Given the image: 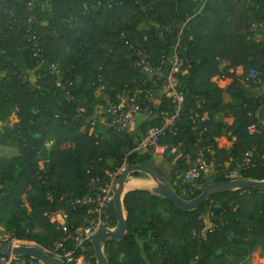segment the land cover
Returning a JSON list of instances; mask_svg holds the SVG:
<instances>
[{"label":"trees","instance_id":"16d2710c","mask_svg":"<svg viewBox=\"0 0 264 264\" xmlns=\"http://www.w3.org/2000/svg\"><path fill=\"white\" fill-rule=\"evenodd\" d=\"M27 1L0 0V71L5 74L0 79V121L9 114L18 118L11 127L0 129V146L16 147L19 152L18 156L0 155V183L4 187L0 223L10 237L37 239L33 229L39 227L45 234L38 240L44 247L51 245L60 232L46 213L65 205L59 197L63 193L80 194L89 176L97 171L93 166L112 169L134 144L133 138L116 131H110L107 139L100 138L96 134L102 132L91 131L79 116V109L92 110L96 101L94 82L99 74L104 76L105 89L111 95L140 79L125 41L136 42L147 34L152 47L169 49L175 35L167 33L166 42L156 40L154 30L160 26H179L188 18L179 49L187 59L180 89L189 105L197 98L203 99L204 109L211 114L203 141L198 142V133L186 122L185 132L176 138L188 136L193 154L197 145L209 148L207 156L213 161L214 172L203 179L196 192L179 194L190 199L209 183L228 181L224 162L238 158L254 144L264 154L263 131L254 138L246 130L250 123L258 122L264 90L247 96L228 69L225 71L233 82L227 88L212 80L223 73L221 61H227L228 68L242 66L246 76L251 68H258L264 83V44L249 31L253 23L264 21V0H207L202 9L193 0H113L111 5L107 0H51L42 9L39 22L49 30L44 37L45 51L59 63L66 89L56 85V76L37 62L23 28L19 29L4 13L6 7L25 8ZM37 3L42 8L44 0ZM225 92L239 102L225 103ZM164 108L163 104L155 107L152 118L139 125L137 137L145 126L159 124ZM226 111L233 116L227 126L214 118ZM226 131L236 136L229 151L218 148L215 140ZM128 162L151 167L171 183L179 174L171 158L157 161L150 151L132 153ZM232 167L233 162L227 169ZM241 177L264 179V161L258 160ZM29 188L45 196L36 198L27 193L23 198ZM125 206L128 233L121 242H107L110 264H241L257 245L264 250V191L248 189L214 195L194 211L181 210L160 196L135 191L126 195ZM222 208L224 226L207 232L200 240L195 237L194 231L201 232L206 223L200 215L210 209L219 216ZM68 211L70 225L81 222L86 213L84 209ZM110 212L111 225H115L113 204Z\"/></svg>","mask_w":264,"mask_h":264},{"label":"built area","instance_id":"2783aa9c","mask_svg":"<svg viewBox=\"0 0 264 264\" xmlns=\"http://www.w3.org/2000/svg\"><path fill=\"white\" fill-rule=\"evenodd\" d=\"M112 1L107 0V3L111 5ZM193 1L199 2L202 9L207 0ZM50 4L51 0H44V3L40 4L42 8H39L37 0H28L25 8L19 10L15 6L6 7L4 13L17 23L19 29L23 28L37 62L44 67V70L56 76V85L66 89L67 85L61 81L62 71L59 63L52 61L45 51L44 37L48 35L49 30L44 27L45 24L39 22L42 9ZM187 20L188 18L179 23V26L166 25L154 30L156 40L166 42L167 33L175 35V40L169 45V49L152 47L151 39L147 34L136 42L126 40L125 44L132 53V65L141 74L140 79L133 85H125L116 95H111L105 89L104 76L99 74L94 82L96 101L92 104V110L79 109V116L91 131L102 132L96 134L100 138L107 139L110 137V131H116L133 138L134 144L126 149L125 155L112 169L107 167L101 169L99 164L93 166L92 168L97 171L89 176L84 190L78 195L63 193L59 201L64 202L65 205L46 213L49 221L60 232V236L48 247L40 246L48 253L62 258L66 264H96L92 237L103 226H112L110 209L114 200L113 185L129 166L130 154L150 151L156 158H171L173 166L179 169V174L173 179L172 185L182 194L196 192L202 187L203 179L214 172L213 161L207 156L209 148L205 150L204 147L197 145L193 154L188 148L190 143L188 136L176 138L178 134L185 132L186 122L190 130L198 133V142L203 141L204 134L208 130L207 124L211 120V114L204 109V100L197 98L189 105L185 92L180 89V76L186 72L187 59L180 54L179 49ZM259 29L264 30V21L253 23L249 31L255 35ZM40 75L41 73L38 76ZM245 80L264 87L262 73L258 68H251ZM161 104L165 105V108L160 113L159 124L145 126L140 137H137L139 125L152 118L155 107ZM246 130L247 134L254 138L262 132L258 122L250 123ZM258 160L264 161V154H260L257 145L254 144L238 158L230 160V163L233 162L231 169H227L230 163L228 166L224 165L225 178L228 180L241 178V173L254 167ZM98 162L101 163L102 158H99ZM3 190V184L0 183V196ZM237 206L238 204H235V207ZM69 208L85 210L81 222L69 224ZM223 212L222 208L221 215L216 216L209 209L206 214H201L200 217L204 218L206 223L201 232L194 231L195 237L200 240L207 232H215L224 226ZM0 240L14 244L27 243L15 237H2L1 234ZM0 264L40 263L28 256L0 254Z\"/></svg>","mask_w":264,"mask_h":264},{"label":"water","instance_id":"95a60500","mask_svg":"<svg viewBox=\"0 0 264 264\" xmlns=\"http://www.w3.org/2000/svg\"><path fill=\"white\" fill-rule=\"evenodd\" d=\"M257 118L264 133V103L257 110ZM248 189L264 191V179L241 177L212 182L207 184L197 196L187 199L182 197L165 175L159 171L139 163L131 164L113 185L115 225L103 226L92 237L96 264H110L106 253L107 242H121L128 233V211L125 206V197L131 192H148L152 196H160L172 201L181 210L194 211L214 195ZM0 254L28 256L40 264H66L62 258L48 253L40 245L33 243L14 244L0 240Z\"/></svg>","mask_w":264,"mask_h":264},{"label":"crops","instance_id":"0c3cea01","mask_svg":"<svg viewBox=\"0 0 264 264\" xmlns=\"http://www.w3.org/2000/svg\"><path fill=\"white\" fill-rule=\"evenodd\" d=\"M254 39L256 41L264 44V30H261L260 32H257L255 35H253ZM229 63L227 61H221L220 68L223 72L222 74H218L212 78V80L221 88H227L232 82V77L227 75V72L225 69H228L227 71L230 73H234L236 75L237 81L239 82L240 89L247 95L252 96L253 93L261 94L264 90V87L259 86H251L249 82L245 80V71L242 66H238L237 68H228ZM224 75V77H221ZM1 79V77H0ZM249 84V85H248ZM252 87V88H251ZM224 101L225 103H238L239 99L235 98L231 93L225 92L224 93ZM15 115V114H13ZM16 120L18 121L17 116L15 115ZM214 118L216 120H221L225 126L230 125L233 121V116L230 111H226L225 113L215 114ZM15 121V122H17ZM14 124V123H13ZM236 139V136L233 135L230 131L223 132L221 136H217L215 138L218 148H221L225 151H229L230 148L233 145L234 140ZM161 160V158H159ZM166 159H162L161 161H164ZM230 160H226L224 162L225 166H228L230 163Z\"/></svg>","mask_w":264,"mask_h":264},{"label":"rangeland","instance_id":"374dc122","mask_svg":"<svg viewBox=\"0 0 264 264\" xmlns=\"http://www.w3.org/2000/svg\"><path fill=\"white\" fill-rule=\"evenodd\" d=\"M4 71H0V77L1 79L4 78ZM249 85V84H248ZM252 86V85H251ZM252 88V87H251ZM258 94L253 93L252 96H256ZM16 117L13 114H9L2 122L0 121V129H4L6 127H11V125H13V123H15ZM0 155H5V156H18L19 152L18 149L16 147H5V146H0ZM157 161H161L159 158H156ZM169 164L167 163L166 167ZM30 194L36 198H43L45 196V194H43L40 191L37 190H32V189H28V191L23 195V198H25L26 194ZM25 201V205L27 206V201L26 199H24ZM4 216V215H3ZM5 227L3 226L2 223H0V234L2 235V237H10V233L7 232V230L5 231ZM34 234L37 235V237L39 239H42L43 235L45 234V232L40 229L39 227H35L33 229ZM37 239L34 240H25L24 242L27 243H33V244H38V245H42V243ZM263 255H264V250H262V248L257 245L253 251L251 252V254L247 257V259H245L241 264H263Z\"/></svg>","mask_w":264,"mask_h":264}]
</instances>
